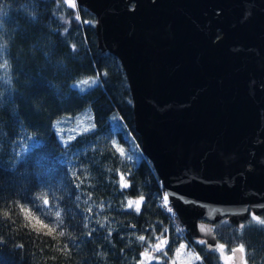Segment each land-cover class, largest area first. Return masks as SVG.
Instances as JSON below:
<instances>
[{"label":"trees","instance_id":"trees-1","mask_svg":"<svg viewBox=\"0 0 264 264\" xmlns=\"http://www.w3.org/2000/svg\"><path fill=\"white\" fill-rule=\"evenodd\" d=\"M0 19V64L8 65L0 68V264H140L157 237L168 244L149 249L154 259L145 264H171L180 244L201 257L191 264H222L163 208L133 128L125 74L97 48L94 16L63 0H0ZM85 110L90 129L60 144L53 124ZM141 196L139 213L127 207ZM21 207L55 231L33 227ZM241 225L214 222L217 245L225 255L243 245L246 264H264V225L249 215Z\"/></svg>","mask_w":264,"mask_h":264},{"label":"water","instance_id":"water-1","mask_svg":"<svg viewBox=\"0 0 264 264\" xmlns=\"http://www.w3.org/2000/svg\"><path fill=\"white\" fill-rule=\"evenodd\" d=\"M75 3L123 69L140 150L179 223L215 249L211 223L264 211V4L246 15L245 0Z\"/></svg>","mask_w":264,"mask_h":264},{"label":"snow or ice","instance_id":"snow-or-ice-1","mask_svg":"<svg viewBox=\"0 0 264 264\" xmlns=\"http://www.w3.org/2000/svg\"><path fill=\"white\" fill-rule=\"evenodd\" d=\"M63 2L69 7V8H76V3L75 0H63ZM77 19H79V17H77ZM3 27V21L2 19H0V28ZM0 47H2V45H0ZM8 65L5 62L4 64H0V68H6ZM94 82V81H93ZM82 85H88L89 84V80H82L79 82ZM88 128H85L84 131H88ZM115 147V145H114ZM116 151L119 152L121 155H123V149H120L119 147H116ZM120 186L121 188H127L128 187V183L125 181L124 177L121 176L120 177ZM164 200V206L168 207L169 205V197L167 195L164 196L163 198ZM143 203V197L141 196L139 199L136 200H128L127 201V207L128 208H132L133 206H135V210L137 213L140 212V205ZM43 204L45 206H47L49 204V201L47 199L43 200ZM20 211L22 213L25 214V218H32L35 220V225H33V227H35L36 225H39L40 228H47L48 229V234L51 235L55 229L52 227H49V225L45 224L41 218L39 217H35L32 215L31 210L21 207ZM169 211H171V209L169 208ZM5 215H7V213H5ZM57 219H59L60 217V213L57 212L56 213ZM252 221L256 222L259 225H264V219H261L260 217L253 215L252 216ZM244 225H241V227H243ZM201 231H207L203 226L201 228ZM60 236H63L64 233L60 232L59 233ZM137 239H139L140 241H145V237L144 236H139L137 237ZM157 242L154 244H150L148 246V248H146L144 250V252L141 254L142 259L140 261V264H145V261H151L154 257L152 256L151 252H162L164 250V247L168 244V240L167 238H161V237H157ZM198 243L200 244H204L205 241L200 240L198 241ZM186 248L185 244H180L179 248L176 249L175 252V258L171 261V264H191V262L193 260L199 261L201 259L200 256L195 255L193 252L188 251L186 254L184 253V250ZM149 249H151V252L149 251ZM225 246L223 244H218L216 247V250L220 253V257L223 260L224 264H232L234 258L236 257V254L239 253V261L240 264H246L245 261V248L243 245H240L237 248H233L231 250L232 254L231 255H225ZM183 257V258H182Z\"/></svg>","mask_w":264,"mask_h":264},{"label":"rangeland","instance_id":"rangeland-1","mask_svg":"<svg viewBox=\"0 0 264 264\" xmlns=\"http://www.w3.org/2000/svg\"><path fill=\"white\" fill-rule=\"evenodd\" d=\"M83 112H86V113H83ZM68 122L66 120L59 121L56 124V129L54 128L55 123L53 124V131H54L55 137L60 144L66 143L67 141L70 140L72 136L78 134L79 132H83L85 128L90 129L91 116H90L89 111L85 110L75 115L74 117L70 118ZM69 124L71 126H68ZM188 251H190V249L185 248L184 253L186 254ZM215 252L218 254L221 263L224 264L223 260L220 257V253L216 249H215ZM153 259L151 261H153ZM151 261H145V263H148ZM232 264H240V261L238 259H234Z\"/></svg>","mask_w":264,"mask_h":264},{"label":"flooded vegetation","instance_id":"flooded-vegetation-1","mask_svg":"<svg viewBox=\"0 0 264 264\" xmlns=\"http://www.w3.org/2000/svg\"><path fill=\"white\" fill-rule=\"evenodd\" d=\"M264 4V0H245V13L246 15L250 14H254L258 8V5H262ZM221 36L220 31L217 30L216 31V38L218 39ZM247 61V60H245ZM264 79V78H263ZM234 259H238L239 260V254H236V257Z\"/></svg>","mask_w":264,"mask_h":264},{"label":"built area","instance_id":"built-area-1","mask_svg":"<svg viewBox=\"0 0 264 264\" xmlns=\"http://www.w3.org/2000/svg\"><path fill=\"white\" fill-rule=\"evenodd\" d=\"M161 202H162V204H163V207H165V206H164V202H163V201H161ZM165 209L168 210L169 207H165Z\"/></svg>","mask_w":264,"mask_h":264}]
</instances>
